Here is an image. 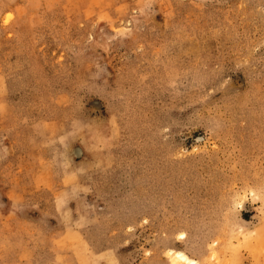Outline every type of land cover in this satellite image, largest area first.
<instances>
[{"label": "rangeland", "instance_id": "374dc122", "mask_svg": "<svg viewBox=\"0 0 264 264\" xmlns=\"http://www.w3.org/2000/svg\"><path fill=\"white\" fill-rule=\"evenodd\" d=\"M0 264H264V0H0Z\"/></svg>", "mask_w": 264, "mask_h": 264}, {"label": "bare ground", "instance_id": "6f19581e", "mask_svg": "<svg viewBox=\"0 0 264 264\" xmlns=\"http://www.w3.org/2000/svg\"><path fill=\"white\" fill-rule=\"evenodd\" d=\"M178 257H179V259H181L183 261H190V259L183 253H179Z\"/></svg>", "mask_w": 264, "mask_h": 264}]
</instances>
